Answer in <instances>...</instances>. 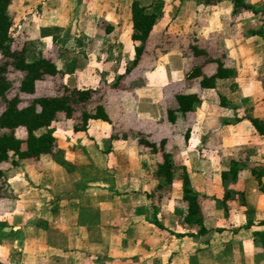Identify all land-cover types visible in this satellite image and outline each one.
Listing matches in <instances>:
<instances>
[{"label": "crops", "instance_id": "obj_1", "mask_svg": "<svg viewBox=\"0 0 264 264\" xmlns=\"http://www.w3.org/2000/svg\"><path fill=\"white\" fill-rule=\"evenodd\" d=\"M132 1L128 41L120 33L123 15L115 0H12L8 13L19 28L29 29L38 53L54 46L55 63L65 78L74 77L78 88H88L97 78L112 84L124 49L131 52L139 44L131 38ZM151 12L158 14L157 28L167 16ZM102 16L114 27L110 33L96 29L95 20ZM218 21L211 20L210 30L234 31ZM161 25L167 27L168 21ZM242 42L235 59L228 53L233 74L207 88L191 112L178 113L174 123L165 121L176 141L174 151L168 149L174 160L171 183L157 175L158 154L142 150L135 139L112 137L109 124L100 120H92L85 133L76 132L78 142L67 146L65 141L56 155H42L38 162L15 158L16 164L3 166L13 197L0 200L2 259L8 264H264V241L256 234L264 232V224L257 223L264 219V193L252 173L256 167L244 168L236 154L255 136L264 139L248 118L235 121L239 107L256 94V81L248 84L238 73L257 58L243 46L246 39ZM236 59L240 66H234ZM176 64L165 67L178 77L184 71ZM141 79L129 87L140 97L153 89L148 79L141 89ZM154 89L159 98L148 102L150 107L162 96L161 89ZM131 95L123 94L120 107L160 124L161 115L152 119L151 109H140V97ZM45 131L42 127L36 133ZM232 167L236 175L223 178V170ZM185 173L202 196L206 231L184 221Z\"/></svg>", "mask_w": 264, "mask_h": 264}, {"label": "trees", "instance_id": "obj_2", "mask_svg": "<svg viewBox=\"0 0 264 264\" xmlns=\"http://www.w3.org/2000/svg\"><path fill=\"white\" fill-rule=\"evenodd\" d=\"M12 0H0V99L3 107L0 111V200H9L13 192L6 180L3 165L16 164L15 158L28 159L37 162L42 155H53L57 151L56 136L47 130L37 134L42 127L51 128L57 123L75 132L87 131L92 120H100L114 125V119L101 101V88L71 87L63 81V72L49 54H40L28 58L24 42L18 45L17 39L11 34L13 21L8 13ZM218 4L221 0H206ZM234 12L251 10L260 13L255 4L247 0H232ZM262 17V16H261ZM131 18L133 32L131 38L139 42L134 45V55L130 65L120 72L111 84L114 88L130 86L132 71L139 66L146 52L147 41L157 19L158 14L146 11V6L139 0L131 3ZM102 25V24H101ZM114 27L106 23L104 31L110 33ZM263 34V28L256 31ZM207 44H190L191 56L196 58L195 63H190V68L185 76L184 89L176 91L172 102L165 109V118L174 123L178 113L187 114L194 109V105L201 101V90L213 88L218 79L228 78L233 74V69L226 58V52L214 53ZM213 65L210 71L208 66ZM209 69V68H208ZM129 82L125 83V78ZM58 79L54 92L37 95V83L48 79ZM62 79V81H61ZM125 83V84H124ZM95 105L90 106V104ZM248 119L264 137V121L258 117L250 116ZM21 133V134H20ZM188 128L185 137H189ZM130 139H136L140 147L150 149L158 154L157 175L162 176L165 182L173 180L174 160L172 153L166 147V138L154 141L149 134L142 131H131ZM25 146V147H24ZM236 169L223 170L222 177L230 174L236 175ZM252 173L258 180L260 190L264 193V166L260 169L253 168ZM183 197L187 202L185 223L199 227L200 232L206 231L203 226L202 196L192 189L190 179L185 173L183 177ZM157 223V220H156ZM258 224H264V219H259ZM264 241V232H256ZM0 264L6 263L0 256ZM24 264V263H15Z\"/></svg>", "mask_w": 264, "mask_h": 264}, {"label": "rangeland", "instance_id": "obj_3", "mask_svg": "<svg viewBox=\"0 0 264 264\" xmlns=\"http://www.w3.org/2000/svg\"><path fill=\"white\" fill-rule=\"evenodd\" d=\"M131 1L132 0H115V2L121 6L120 11L122 12L123 16H120V18H122L120 33L122 38L126 39L129 36L126 32H128L130 25V20L128 18V7L130 6ZM139 1L141 4L146 6V10L148 12H151L153 9H155L159 11V16H161L162 18L167 16L166 19L163 20V23H160L157 28L154 27V29H152L145 44L146 52L143 55L142 61L140 62L139 66H137V68L132 71V80L136 81L142 78L141 84L138 82L141 89L144 88L142 82H144L146 79L150 81V88L153 87V89L148 93L143 91L140 92V97L138 93H136V95L138 96L135 95V90L133 91V88H129L130 86L127 89H125V87L114 88L113 86H111V84H108L106 81H103L102 79L100 80L98 78L97 81L94 82V87H88L101 88V101L106 105L107 110L114 119L113 126L108 123L110 128L109 133L112 135V137L116 136L117 138L128 140L130 139L128 137L130 136V132H135L138 130L149 134L150 138L154 141H159L161 138H166L167 149L174 151L176 141L172 133H170V127L165 125V109L172 102V97L175 92L185 88L184 79L187 70L190 68V63L197 62L196 58H193V56H191L189 45L199 42L202 45L207 44L209 46H212L210 47V50L214 51L213 54H221L222 52H226V58L229 62H231L228 53L232 52L231 57L234 58L236 54L233 53L235 52L236 47H239L240 44H243L242 40L246 39V43L248 44L244 43L243 46H246L247 49H251L252 52H255L257 58L255 60V64H250L248 68L244 64L245 69H240V72L238 73L242 77L248 78V80L246 81V83L248 84H250L252 80H255L257 82H255L253 91L256 94L252 97H249L247 101L245 100L246 102H244L243 107H239L240 109L237 110L235 121L240 122L243 118L246 119L250 117V114H260L262 116L261 119L264 121V0H258V2H255V6L256 8H258L260 13H255L251 10H239V14H237L238 12H234L232 0H221L218 4H212L207 2L206 0ZM10 17L13 21L11 34L19 42L18 45H21L22 42H24L27 57L34 58L39 56L40 54H49L50 56H52V59L55 62L58 50L54 46H52L51 48L38 53V50L35 47L31 46L30 42L32 41L30 39L31 34L28 32L29 29H24L23 27L19 28L18 24L14 23V15L13 17ZM212 19L219 20L218 24L224 25L226 28H229V26H233V30L235 32H232V29H229V31L227 32L228 34L224 31H220L217 33L213 32L212 30H210V27L212 26ZM167 21L168 26L163 28L161 24H164ZM95 22L97 31L99 33L106 34L103 29L106 23H110L109 20L102 16L97 18ZM260 28H263V35L256 33V31ZM200 33L201 35H199ZM225 39L227 40L226 43L228 44V47H224L222 45ZM105 48L106 47H104L103 50L106 51ZM131 50L132 51L130 52L129 48L128 50L124 49V55L122 58V61L124 63L122 62V64L120 65V70L118 71L119 73L122 72L126 68V66L131 64L132 57L134 55V46ZM98 56H102V54H99ZM176 59H179V62H177ZM78 60L80 62H83V57H81V59L78 58ZM172 61H174L175 63ZM239 61V59H236L237 63H235L234 66H240L238 64ZM168 64H176L177 66L179 65L180 67H182V70L184 72L179 73L177 77L176 74L178 72L167 71V68L165 66ZM157 66H159V72L155 71L157 69ZM208 68H206L207 71H210L213 68V65L208 66ZM62 79L69 86L77 87L75 85L76 79L74 77L66 79L63 75ZM58 81H60V78H50L48 80L38 82L36 94L41 95L54 92V88L56 87ZM128 82L129 77L125 78V83L127 84ZM237 85L238 83H236V86ZM154 88L161 89L162 96L158 104L154 103V105L150 107V103L148 102H151L152 100L154 102V100H157L159 98L160 92H157V90H155ZM205 91H208V89H202L200 91L201 95L204 94ZM126 92L127 94L131 93V96L134 99L140 97L139 99L141 101H139L138 103L140 109L144 107L147 109L150 108V114L153 116L152 119L157 118L159 117V115H161V118H159V121H161L159 122L160 124H156L157 122H154L151 119V121L144 119L140 120L141 118H138L135 113L127 110L123 106L120 107L121 104H119V100ZM244 97L246 98V96ZM93 105H95V103L90 104V106ZM2 107L3 102L0 99V111ZM215 123L216 121L214 119L212 121V124L214 125ZM185 126L189 128V117L188 123ZM47 130H50L56 136L57 150L65 147V141L67 142V146H71V144L78 142L76 139L77 137H74V134H76V132L70 128L63 127L60 123L55 124L51 128H47ZM187 130L188 129H186V132ZM68 142L71 143L68 144ZM251 144V146L245 145L244 147H241L236 151V154L240 156L239 164H241V166H243L244 168H250L251 166L261 168L264 165V139L259 138V136H255ZM61 145L64 146L61 147ZM145 150L151 151L150 149ZM3 166L4 168L6 167V165ZM179 207L184 211L186 205L185 203H181Z\"/></svg>", "mask_w": 264, "mask_h": 264}]
</instances>
